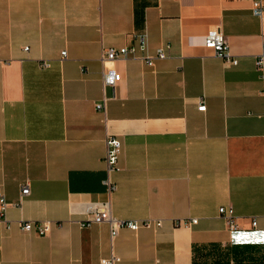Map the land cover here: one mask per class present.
I'll return each instance as SVG.
<instances>
[{
    "label": "crops",
    "instance_id": "obj_1",
    "mask_svg": "<svg viewBox=\"0 0 264 264\" xmlns=\"http://www.w3.org/2000/svg\"><path fill=\"white\" fill-rule=\"evenodd\" d=\"M252 1L0 0V264H193L195 245L218 246L205 264H264V25ZM213 29L237 65L202 46ZM135 34L149 52L168 45L167 57L101 62ZM105 67L121 81L102 112ZM107 135L121 141L110 196ZM107 200L114 218L162 226L113 240L107 224L81 228L85 204ZM227 206L235 232L218 212Z\"/></svg>",
    "mask_w": 264,
    "mask_h": 264
},
{
    "label": "built area",
    "instance_id": "obj_2",
    "mask_svg": "<svg viewBox=\"0 0 264 264\" xmlns=\"http://www.w3.org/2000/svg\"><path fill=\"white\" fill-rule=\"evenodd\" d=\"M251 13L257 17L261 25H264V0H253L251 5ZM201 44L205 48L211 49L214 55L223 60L225 63L232 66L237 65V60L229 52L228 45L225 41V37L220 30L213 29L207 32L201 39ZM168 45L157 47L154 52L148 51L147 37L145 34H135L133 36V43L129 46H123L120 48H108L102 50L100 60L101 62L108 63L116 60L136 59L145 63L147 66H153L155 61L163 60L167 57L166 50ZM26 51L27 48H24ZM66 52H61V57L65 58ZM43 67H47L48 64L43 63ZM255 67L258 71L263 73L264 70V56H258L255 59ZM121 81L120 74L112 68L105 67L102 72V90L103 98L100 104L95 105L97 111H105V104L108 98L106 97L107 89H114L116 85ZM198 111L205 110V104L203 100H200L198 105ZM106 154L104 161L106 163V176L102 183L105 186L106 193L110 196L115 190L116 185L111 179V175L121 170L118 165L119 156L121 153V141L118 137L113 135H107L105 139ZM29 186L25 184L21 188V197L29 195ZM7 202L3 191L0 187V221L5 220V214L7 210ZM86 218L78 222L81 228H87L93 224H107L110 231L111 240H113L119 230L128 229L132 232L139 231L141 229L156 230L162 226L161 220L144 219V220H119L114 218L111 214L109 200L105 202H89L85 204ZM219 215L225 220L228 230L231 232L237 231V224L233 216V210L231 206L220 207L218 209ZM191 223H196V220H191ZM185 223L183 222L182 225ZM252 226H255V222H252ZM20 228L24 231H34L38 235H46L50 230L49 222H20ZM120 258L115 254H111L108 258L100 260V264H119Z\"/></svg>",
    "mask_w": 264,
    "mask_h": 264
},
{
    "label": "trees",
    "instance_id": "obj_3",
    "mask_svg": "<svg viewBox=\"0 0 264 264\" xmlns=\"http://www.w3.org/2000/svg\"><path fill=\"white\" fill-rule=\"evenodd\" d=\"M217 245H195L193 246V264H205L206 262L203 261L201 258L203 257V251L207 250L208 248L211 249H217ZM247 246H243V248H246ZM239 253V246H233V248L230 249L231 256L235 257ZM205 255V253H204ZM207 255V254H206ZM212 264H220L218 261H215ZM223 264H229V262H223ZM235 264V263H234Z\"/></svg>",
    "mask_w": 264,
    "mask_h": 264
}]
</instances>
